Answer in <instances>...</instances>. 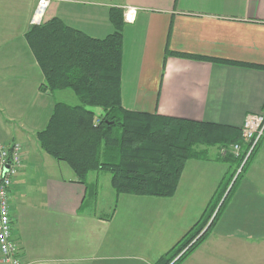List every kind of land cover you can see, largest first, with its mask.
<instances>
[{"label":"crops","instance_id":"1","mask_svg":"<svg viewBox=\"0 0 264 264\" xmlns=\"http://www.w3.org/2000/svg\"><path fill=\"white\" fill-rule=\"evenodd\" d=\"M36 3L0 0V142L21 144L22 163L9 194L20 259L23 264H157L216 200L232 168L211 159L218 149L210 159H189L171 197L116 194L109 176V209L99 214L86 207L87 197L94 198V207L100 203L99 174L90 172L85 183L58 175L59 164L36 138L54 103L64 102L59 92L66 91L41 89L44 76L25 38ZM111 7L123 13L135 9L122 30L124 108L237 128L246 114L264 111V68L249 66H264V0H50L43 20L59 17L101 38L113 31ZM260 250L264 137L222 217L180 264H258L254 254Z\"/></svg>","mask_w":264,"mask_h":264},{"label":"trees","instance_id":"2","mask_svg":"<svg viewBox=\"0 0 264 264\" xmlns=\"http://www.w3.org/2000/svg\"><path fill=\"white\" fill-rule=\"evenodd\" d=\"M109 20L113 31L101 38L71 27L59 17L42 19L25 32L44 76L41 89L51 92L69 89L78 99L76 104L55 102L36 138L47 154L71 168L78 182L85 183L90 172L107 171L116 194L156 197L174 195L187 160L210 159L207 151L216 147L218 152L211 159L226 162L232 168L227 182L200 218L156 261L180 264L209 236L222 217L263 137L244 160L248 144L243 141L240 128L124 108L123 10L111 7ZM170 54L215 60L183 52ZM233 143L240 145L237 155L226 149L221 153V148L228 149Z\"/></svg>","mask_w":264,"mask_h":264},{"label":"built area","instance_id":"3","mask_svg":"<svg viewBox=\"0 0 264 264\" xmlns=\"http://www.w3.org/2000/svg\"><path fill=\"white\" fill-rule=\"evenodd\" d=\"M50 0H37L35 10L30 18V25L42 21L45 10ZM135 9L126 7L123 13L125 22H132ZM243 141L248 144L245 158L252 152L254 147L264 136V111L259 113H248L240 126ZM225 149L237 155L240 150L238 143H233ZM243 160V162H244ZM22 163L21 144L17 141L0 142V262L3 264H23L16 242L11 234V217L9 211V194L13 178L17 174Z\"/></svg>","mask_w":264,"mask_h":264},{"label":"rangeland","instance_id":"4","mask_svg":"<svg viewBox=\"0 0 264 264\" xmlns=\"http://www.w3.org/2000/svg\"><path fill=\"white\" fill-rule=\"evenodd\" d=\"M56 94H58V93H56ZM58 96L65 103H68V104H76V103H78L77 97L69 89H66V91L59 92ZM216 149H217L216 147L209 148L207 153L210 156H212V155L215 154ZM40 152H42V154H45V153H43L42 149H40ZM48 158H50V160L52 162H56L57 164H59L58 165V169L56 170V173L58 175L60 174V175H63L64 177H69L71 175H74V173L71 170V168L65 162L55 160V159H53L51 157H48ZM94 172H95V174H99L98 175V180H99V185H100V191H99V199H98V201L100 203H98L99 205L94 207V205H93V199L94 198L87 197L85 199V205L89 209H91L93 211H96L99 214H102V213L106 212L105 209H109V208H107V206L111 205L112 192L110 191L111 189L109 187V173L107 171H94ZM106 189H108V192H110V193L105 192ZM220 203L221 202H219L218 205H220ZM112 208H113V206L111 207V210H112ZM212 217H211V219H212ZM211 219L209 220V222L211 221ZM257 256H259L258 264H264V252L262 250H260V253L259 252L255 253L254 254V257H255L254 260L257 259ZM245 258L252 259L251 257H247V256ZM251 264H253V263H251Z\"/></svg>","mask_w":264,"mask_h":264}]
</instances>
